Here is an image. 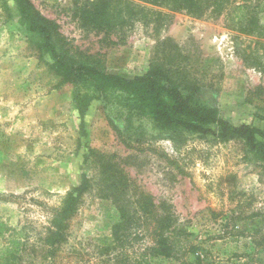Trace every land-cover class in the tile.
<instances>
[{"label":"rangeland","instance_id":"rangeland-1","mask_svg":"<svg viewBox=\"0 0 264 264\" xmlns=\"http://www.w3.org/2000/svg\"><path fill=\"white\" fill-rule=\"evenodd\" d=\"M4 1V2H3ZM0 1V219L8 239L21 237L24 250L17 264H137L150 239L138 241L131 229L126 244L113 228L120 215L111 199L102 198L101 169L106 158L126 178L128 191L153 195L166 203L186 233L185 249L195 245L203 264H264V157L240 140L217 142L211 133L179 129L165 135L147 117H128L127 110L98 98L87 87H58L49 56L40 61L15 0ZM94 0H30L56 21L74 47L99 62L108 74L143 76L171 41L188 59L204 87L197 104L217 121L262 131L264 143V0H249L260 28L251 36L238 32L235 15L202 18L187 12L148 26L126 30V42L110 45L104 33L84 29L83 10ZM135 5L143 6L138 0ZM246 0H236V5ZM8 6L7 11L3 6ZM246 13V12H245ZM243 15L241 11L239 14ZM112 40L117 41L116 36ZM159 44V45H158ZM80 95L89 107L76 108ZM117 125L141 127L147 147L156 153L127 149L116 136ZM214 133L220 127L208 126ZM92 151H94L92 153ZM87 160V161H86ZM168 160L175 164H170ZM179 166V169L177 166ZM180 169L186 174H181ZM93 184L71 221L70 235L55 261L43 257L48 208L81 186ZM47 209V210H46ZM117 242V243H116ZM182 255V253L180 254ZM155 258L151 264L194 261Z\"/></svg>","mask_w":264,"mask_h":264},{"label":"trees","instance_id":"trees-1","mask_svg":"<svg viewBox=\"0 0 264 264\" xmlns=\"http://www.w3.org/2000/svg\"><path fill=\"white\" fill-rule=\"evenodd\" d=\"M15 1L23 24L36 37L31 42L34 56L42 62L45 56L53 60V64H45L57 77L58 87L65 84L87 87L102 101L115 103L116 107L122 106L127 110L128 117H147L156 128L166 132L165 135L177 133L179 129L211 133L217 142L226 144L240 140L245 148L260 152L264 157V143L257 141V136L262 131L248 125L235 127L227 122L217 121L210 110L197 104L196 99L204 86L191 72L186 63L188 59L171 41L160 43L163 47L160 55L151 62L149 70L143 76L126 78L108 74L99 62L74 47L72 41L62 34L60 25L45 17L30 0ZM138 1L143 6L135 5L131 0H94L83 10L82 26L84 29L104 33L106 42L114 46L126 42V30L135 22L148 26L159 25L167 20L168 15L162 10L170 13L187 12L199 18L208 13L215 17L234 14L237 23L231 28L248 36L255 33L256 27H261L258 16L247 5L249 0L239 5H236V0ZM3 8L10 11L6 5ZM241 11L243 15L239 16ZM260 14L264 15V8ZM261 30L264 32V29ZM112 36H116L117 41L112 40ZM88 107L87 98L78 95L76 108L79 113L82 115ZM214 123L220 127L217 133L208 128ZM110 124L127 149L140 153L157 152L153 147L145 146L146 140L141 127L135 128L131 124L121 126L113 121ZM104 158L107 161L100 167L103 177L101 185L104 188L102 198L111 199L120 215V222L113 228L116 241L126 244L131 229L137 231L136 240H151L137 264H151L149 260L155 258L179 260L187 254L195 259L193 262L185 260L182 264H203L197 246L191 245L185 249L182 242L190 234L178 226L172 207L166 203L156 204L154 196L150 194L141 192L129 195V185L121 174L122 171L108 157ZM168 162L175 164L170 160ZM180 173L186 174L181 169ZM92 186L91 179L84 175L81 186L68 193L58 207L46 209L48 223L41 238L45 260L55 261L59 249L67 243L71 221L80 211L84 194ZM7 232L6 224L0 219V264H17L25 245L21 237L8 239Z\"/></svg>","mask_w":264,"mask_h":264}]
</instances>
